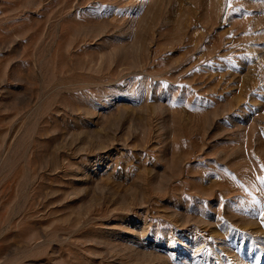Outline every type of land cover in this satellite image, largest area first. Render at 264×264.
<instances>
[{
  "label": "rangeland",
  "instance_id": "1",
  "mask_svg": "<svg viewBox=\"0 0 264 264\" xmlns=\"http://www.w3.org/2000/svg\"><path fill=\"white\" fill-rule=\"evenodd\" d=\"M264 0H0V264H264Z\"/></svg>",
  "mask_w": 264,
  "mask_h": 264
},
{
  "label": "snow or ice",
  "instance_id": "2",
  "mask_svg": "<svg viewBox=\"0 0 264 264\" xmlns=\"http://www.w3.org/2000/svg\"><path fill=\"white\" fill-rule=\"evenodd\" d=\"M261 168H262V170H264V165H262ZM258 179H260L261 181H264V176H261V177H259ZM260 215H261L262 217H264V211H262V212L260 213Z\"/></svg>",
  "mask_w": 264,
  "mask_h": 264
}]
</instances>
